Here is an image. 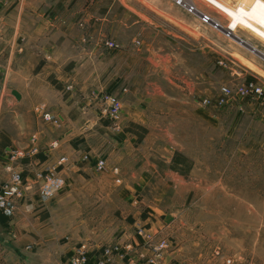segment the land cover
Here are the masks:
<instances>
[{"label": "crops", "instance_id": "1", "mask_svg": "<svg viewBox=\"0 0 264 264\" xmlns=\"http://www.w3.org/2000/svg\"><path fill=\"white\" fill-rule=\"evenodd\" d=\"M66 1L0 0V55L10 50L5 66L0 68L4 71L0 96L10 97V125L0 122V178L10 176L5 167L9 150L27 146L33 135L40 147L35 157L15 162L14 171L22 172L29 187L13 217L0 210V264H66L81 242L90 246L92 259L102 254L103 246L135 244L139 250L127 252L125 257L144 264L145 255L141 256L140 251L147 256L148 243L136 229L139 225L152 227L153 218L156 224L159 219L149 210L151 205L144 209L128 193L153 190L166 193L167 200L169 195L186 194L188 190L186 175L168 165L172 154H166V183L159 188L158 160L142 151V141L154 143L160 134L153 130L176 127L173 123L178 120H169V116L201 118L200 109L192 108L185 94L180 96L181 109L160 108L154 92L143 89L140 60L126 54L119 62L120 73L112 75L109 58L104 53L97 55L105 45L94 38L95 32L102 28L100 32L105 36L116 26L137 28L143 21L139 9L125 7L96 14L86 5L69 14L65 11ZM79 19L84 28L78 27ZM140 29L137 34L121 36L125 49L130 43L135 48L142 47ZM84 33L91 38L83 41ZM138 39L141 42L137 44ZM107 93L117 94L122 100L118 120L104 111L103 96ZM44 112L53 119L46 120ZM54 143L57 145L52 147ZM62 157L66 161L58 165ZM100 158H105L107 165L98 171L96 162ZM53 165L64 177L65 187L42 205L35 174ZM115 167L120 170V182L115 180ZM84 188L92 198L90 208L95 217L85 230L95 236L90 242L87 238L81 240L80 226L70 224L68 214L61 213ZM115 195L124 200L117 203V216L110 218ZM167 202L172 204L166 205V220L173 222L177 210L174 199ZM108 219H113L114 224ZM173 254L166 255V264L172 261ZM121 259L115 258L116 262Z\"/></svg>", "mask_w": 264, "mask_h": 264}, {"label": "rangeland", "instance_id": "2", "mask_svg": "<svg viewBox=\"0 0 264 264\" xmlns=\"http://www.w3.org/2000/svg\"><path fill=\"white\" fill-rule=\"evenodd\" d=\"M185 1L68 0L65 11L73 14L86 5L96 14L125 7L139 9L143 21L137 28L116 26L105 36L100 32L102 28L95 32L94 38L103 45L108 39L119 44L112 49L105 45L97 55L104 53L109 58L112 75L120 73L119 62L126 54L140 60L143 89L154 92L160 108L181 109L180 96L185 94L190 106L200 109L202 119L169 116V120H178L173 123L176 127L153 130L160 134L154 143L142 141V151L158 160L159 188L166 183V154H172L168 165L186 175L188 190L168 197L174 199L177 209L173 222L166 220V205L172 204H168L166 193H128L144 209L151 205L149 210L159 219L156 224L153 218L152 227L139 225L151 235L149 240L143 238L149 249L147 256L140 251L141 256L145 255L143 263L166 264V255L173 251V259L167 264H264V102L240 97L223 105L205 102L214 101L223 86L264 83V0ZM186 4H194L197 12H190ZM203 14L209 17L207 22L202 21ZM77 25L84 28L83 20L79 19ZM139 29L142 47L130 43L125 49L121 36L137 34ZM88 38L90 34L84 33L83 41ZM3 52L2 69L10 50ZM147 74L153 79H147ZM0 103V122L10 125V97L0 96ZM180 155L184 160L174 163ZM91 200L84 188L61 210L68 214L70 224L80 226L81 240L87 238L89 242L95 237L85 232L95 221ZM121 200L123 197L118 195L111 199L110 218L117 216ZM108 220L114 224L113 219ZM164 240L168 246L154 253L152 246Z\"/></svg>", "mask_w": 264, "mask_h": 264}, {"label": "built area", "instance_id": "3", "mask_svg": "<svg viewBox=\"0 0 264 264\" xmlns=\"http://www.w3.org/2000/svg\"><path fill=\"white\" fill-rule=\"evenodd\" d=\"M179 4L185 3L177 0ZM187 9L190 12L195 11L197 8L194 4H186ZM202 21L207 22L209 17L203 14ZM105 45L108 48H117L119 44L115 40L108 39L105 41ZM234 97L240 98H255L264 102V83L244 82L232 88L230 86H223L221 88L220 95L214 100H205L206 103H215L219 105L226 104L230 99ZM103 102L105 104V113L113 120H118L122 112V101L117 94L107 93L103 96ZM43 117L46 120L53 119V116L49 112H44ZM56 121V120H55ZM37 136L33 135L27 146L21 149L9 150L6 163V171L10 172V176L6 180L0 178V210L7 217L15 215L18 209V201L24 197V191L29 187L26 184L22 172L14 171L15 162L22 158H33L40 152V147L36 142ZM57 144H52L55 147ZM66 161L65 157L60 158L58 165L63 164ZM106 159L100 158L96 162V169L98 171L106 168ZM113 172L116 174L115 180L120 182L119 168H113ZM35 182L38 184L39 202L42 205H46L56 193H58L65 185V179L58 171L56 165L48 166L45 170L39 171L35 174ZM137 232L143 236L145 240H149L151 235L146 232V229L138 227ZM167 241H163L158 245L152 246L151 250L154 253H158L163 248L167 247ZM137 245L128 243L122 245L120 243L106 246L103 248L102 254L94 259L90 256V246L86 243L79 244L74 253L69 257L66 264H137L138 261H133L129 257H125L127 252H133ZM125 250L126 252H124ZM121 257L119 262H116L115 257Z\"/></svg>", "mask_w": 264, "mask_h": 264}, {"label": "bare ground", "instance_id": "4", "mask_svg": "<svg viewBox=\"0 0 264 264\" xmlns=\"http://www.w3.org/2000/svg\"><path fill=\"white\" fill-rule=\"evenodd\" d=\"M180 1H182V2H186L185 0H180ZM196 12H197V9L195 10ZM201 13V12H200ZM211 20V19H210ZM217 26H220L219 24H216ZM222 28V27H221ZM226 30V29H225ZM230 34L231 35H233L231 32H230ZM234 36V35H233ZM237 38V37H236ZM240 40V42H242V43H246L245 41H243V40H241V39H239ZM252 49L254 50V51H256V49L254 48V47H252ZM258 52V51H257ZM13 217V216H12Z\"/></svg>", "mask_w": 264, "mask_h": 264}, {"label": "trees", "instance_id": "5", "mask_svg": "<svg viewBox=\"0 0 264 264\" xmlns=\"http://www.w3.org/2000/svg\"><path fill=\"white\" fill-rule=\"evenodd\" d=\"M180 157V158H179ZM179 157H176L175 159H174V163H178V162H180L181 160H184V158L180 155ZM176 167V166H175Z\"/></svg>", "mask_w": 264, "mask_h": 264}]
</instances>
